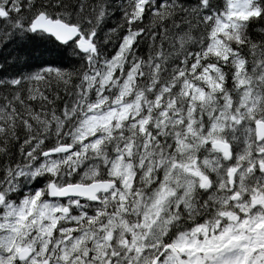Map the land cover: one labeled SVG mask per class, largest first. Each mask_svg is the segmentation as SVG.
Here are the masks:
<instances>
[{"label":"snow or ice","instance_id":"snow-or-ice-1","mask_svg":"<svg viewBox=\"0 0 264 264\" xmlns=\"http://www.w3.org/2000/svg\"><path fill=\"white\" fill-rule=\"evenodd\" d=\"M0 57V264H264V0H0Z\"/></svg>","mask_w":264,"mask_h":264},{"label":"trees","instance_id":"trees-1","mask_svg":"<svg viewBox=\"0 0 264 264\" xmlns=\"http://www.w3.org/2000/svg\"><path fill=\"white\" fill-rule=\"evenodd\" d=\"M120 12L119 11H116L114 12V14L109 17L103 27H102V32H101V36H103V34L105 32H107L109 29L115 27V25L120 21ZM250 37L253 39V40H259L261 38V33L259 31V26L257 27H254L250 30ZM118 41H116L115 39L113 40L112 44L115 45L117 44ZM115 51V47L113 46H109L108 47V53L109 55L113 54ZM141 52L142 53H146L147 52V48L145 45H142L141 46ZM36 63H39V60L35 61ZM0 65H4V67H0V77H6L7 75L9 74H14L18 71H21L23 69H21L18 65L17 66H12L10 64H5L4 60L2 57H0Z\"/></svg>","mask_w":264,"mask_h":264}]
</instances>
